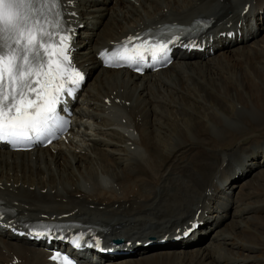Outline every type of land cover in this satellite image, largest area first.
I'll return each mask as SVG.
<instances>
[{"label": "bare ground", "instance_id": "6f19581e", "mask_svg": "<svg viewBox=\"0 0 264 264\" xmlns=\"http://www.w3.org/2000/svg\"><path fill=\"white\" fill-rule=\"evenodd\" d=\"M111 2L62 0L71 58L87 71L72 105L77 124L53 146L0 148V199L22 231L0 236V261H7L3 249L17 252L19 264H48L14 222L66 213L129 250L124 262L91 255L81 264H264V0H120L102 22ZM195 16L207 17L214 48L183 52L197 53L196 61L179 55L135 75L95 57L141 26ZM229 29L234 37H216ZM253 168L246 182L228 184ZM194 215L218 226L209 247L198 244L206 231L193 243L191 235L171 236ZM151 238L165 241L142 245Z\"/></svg>", "mask_w": 264, "mask_h": 264}, {"label": "snow or ice", "instance_id": "6c2138e0", "mask_svg": "<svg viewBox=\"0 0 264 264\" xmlns=\"http://www.w3.org/2000/svg\"><path fill=\"white\" fill-rule=\"evenodd\" d=\"M61 4L62 0H0V139L31 140L29 131L42 133L53 118L55 108L52 105L59 102V94L65 91L68 95L73 94L71 88L65 89L63 84L54 82L56 75L72 68L68 59L69 36L62 26L61 10H58ZM37 5L48 7L55 13L54 18L38 11ZM135 40H141V37H129L128 43ZM58 45L60 47L57 48ZM122 47L126 48L127 44ZM153 47L158 48L161 54L168 49L167 43H155ZM52 54L59 57L55 61V72L51 69ZM101 56L105 57L106 53H101ZM143 58V55L132 58V63L127 66L132 67ZM152 58L154 61L157 59L156 52L152 53ZM46 66L49 72L43 73ZM41 74L48 77L43 82L37 78ZM70 78L72 84L83 80V76L74 70ZM60 79L64 80V77L60 76ZM50 86L53 94L48 92ZM42 94L49 96L43 107L37 103ZM25 116L30 119L18 124L17 121ZM74 244L81 246L78 240ZM63 264H68L67 257Z\"/></svg>", "mask_w": 264, "mask_h": 264}, {"label": "rangeland", "instance_id": "374dc122", "mask_svg": "<svg viewBox=\"0 0 264 264\" xmlns=\"http://www.w3.org/2000/svg\"><path fill=\"white\" fill-rule=\"evenodd\" d=\"M112 2L109 4V5H107V6H105V9H104V15H103V17H102V19H103V21L102 22H104L106 19H107V21H108V16H111V17H113L114 15H115V13H116V10H117V8L120 6V0H119V3H118V5L116 4V2H114L113 0H111ZM106 11V12H105ZM108 14V15H107ZM264 35V34H263ZM187 83H191L190 85H189V88L192 86V82L191 81H188ZM187 94V92H184L183 94H181V95H186ZM248 102H249V100H248ZM251 174V173H250ZM248 179V178H247ZM247 179H246V181H247ZM245 181V182H246ZM237 189V188H236ZM232 219V218H231ZM230 219V220H231ZM231 221H229V223H230ZM228 223V222H227ZM229 223L225 226V228H231V226L232 225H229ZM237 228H235L233 231L235 232V236L238 238V239H240L241 238V236H240V233L236 230ZM211 244H209V246H210ZM209 246H206V247H209ZM202 247V246H201ZM205 246L203 247V248H206ZM211 252L213 251V249H209ZM149 256H154L153 254H150Z\"/></svg>", "mask_w": 264, "mask_h": 264}]
</instances>
